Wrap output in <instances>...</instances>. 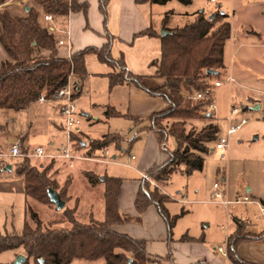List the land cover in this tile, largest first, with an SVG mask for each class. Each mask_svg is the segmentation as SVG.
I'll return each instance as SVG.
<instances>
[{
  "label": "trees",
  "instance_id": "1",
  "mask_svg": "<svg viewBox=\"0 0 264 264\" xmlns=\"http://www.w3.org/2000/svg\"><path fill=\"white\" fill-rule=\"evenodd\" d=\"M7 0H0V5ZM28 10L21 9L22 15H12L8 10L0 11V46L8 56V61L0 62V110L20 112L27 110L36 103L42 94L50 98L56 91L63 88L72 74L80 81L86 76L85 57L94 55L103 64L116 70L108 75L109 88L132 83L153 96L163 98L167 107L160 113L153 114L149 126L142 131H154L157 141L168 158L157 166L150 168L146 175L148 181L142 180L137 191L134 206L138 215L143 214L148 207L155 205L165 221L169 233L175 225L176 218L166 209L170 202L162 189L170 182L172 176L179 172L185 177L200 172L204 167L202 155L215 144L219 127L213 117L203 108L207 101H193L191 94L205 93L210 89L209 82L218 79L224 65V47L231 37V26L226 21L224 13L216 12L212 17L203 12L182 27L163 28L169 34L161 37L153 29L145 30L135 37L146 36L157 38L161 42L160 60L157 65L158 77L163 79V86L157 89L147 88L145 77L135 76L126 71L123 57L113 59L110 53L113 37L106 33V43L101 47L89 46L82 50L72 51L69 57H61L57 50V39L40 18L41 13L54 17H65L69 13L87 15L88 3L81 0H29ZM150 1L152 4L164 3L166 0H136ZM186 1V0H180ZM108 0H99V11L103 17L106 32ZM157 63H152L156 65ZM216 71L209 75L207 71ZM214 86V83H213ZM107 118L124 117L112 108L105 112ZM201 119L208 123L199 130L186 131L188 121ZM172 121L170 125L168 121ZM137 122V121H136ZM5 125H0L3 131ZM174 139L175 147L166 150L167 137ZM80 137L73 135L72 151L83 152L86 158L97 157L98 154L113 146L121 149L122 138L117 134H108L98 140H92L82 146ZM133 138L129 143H134ZM41 159H22L16 161L15 174L22 180L25 198L26 217L19 233L0 232V253L13 251L26 259L23 264H70L73 260L96 261L103 264H150L151 257L147 253L146 242L133 239L127 235L112 230L113 226L123 225L136 220L129 215H122L117 209L118 189L120 179L103 176V219H91L88 223L77 221L76 209L67 208L71 182L66 181L58 187V169L55 160L47 163L35 162ZM64 161V160H61ZM66 162V161H65ZM46 164V165H44ZM0 166V171H4ZM12 169V166H11ZM88 186L97 187L100 177L85 173ZM51 189L58 193L64 202L63 219L56 224H66V227H44L39 216L30 208V202L54 206L47 195ZM264 204V203H262ZM55 207V206H54ZM56 209V208H55ZM237 224V220H235ZM51 224V223H50ZM229 239L228 258L234 264H241L235 256L236 247L248 239L260 240L264 232L249 238L240 234L238 227ZM186 239V237H183ZM171 256L164 258L170 261ZM200 264V263H197Z\"/></svg>",
  "mask_w": 264,
  "mask_h": 264
},
{
  "label": "rangeland",
  "instance_id": "2",
  "mask_svg": "<svg viewBox=\"0 0 264 264\" xmlns=\"http://www.w3.org/2000/svg\"><path fill=\"white\" fill-rule=\"evenodd\" d=\"M7 1L6 5H1L0 11L6 9L12 15L17 16L22 15L23 5H32L29 0H23L24 2L20 5L17 4V0ZM87 3V19L91 24L96 22L97 18L100 19V16L103 18L98 7L99 0L95 9L92 1L87 0ZM200 12L206 16H211L216 12L224 13L226 21L231 26L232 36L224 47L226 70L221 72L218 79L209 82L211 85L209 96L214 101L215 111L208 112L206 106L209 102L203 110L215 115L216 120L213 119V121L218 124L219 137L227 136L230 125H236L242 120L245 121V124L229 138V144L225 150H215V144L210 145L209 151L202 155L204 159L202 171L195 172L189 177L177 172L164 189L170 197L180 195L177 194L179 191L185 195V205L172 202L166 204V209L170 207L176 212L183 209L187 213L186 217L173 230L175 236L183 228H190L191 233L202 231L207 239L223 245L224 236L231 232L235 218L244 220L247 224L245 229L248 231L254 232L264 228V219L258 207V204L264 203V0H214L213 2L211 0H166L161 4L153 3L152 11L155 25H158L160 19L166 18L164 23L166 27H182L192 22V17ZM55 19L66 21V18L62 16ZM229 79L232 81L230 82ZM215 82L222 84V87L214 88L213 83ZM193 95L195 94L190 96ZM190 99L193 100L191 97ZM84 101L86 100L82 99L78 106L75 102L79 112L83 109ZM231 108L237 109V113L231 114ZM96 113L99 115L100 111ZM121 113L126 114L123 111ZM30 118V111L0 110V124L9 125L7 132L0 131V147H4V141H13V138L15 141L23 142V135L16 137L11 132V129L15 130V127L23 132L29 131L27 141L29 147H26L28 149L41 146L55 150L61 142L65 143V138H62L58 127L55 129L49 124L50 120L46 119L40 127L38 125L29 128ZM52 122L58 126V123H63V119L56 115ZM171 123V120L167 122L168 125ZM206 123L208 122L201 119L188 121L185 128L186 131L199 130ZM108 126L111 127V133L122 138V150L125 152L114 153V150L111 149V154H117L121 158L118 156L116 160H111L109 156H106L107 159L111 162H119L120 159H124L134 165L137 159L136 152L139 146H142L140 144L143 141L134 142L131 145L129 142L135 137L138 138L140 130L139 132L135 130L133 123L127 119L115 118L105 125H98L92 129L90 137L99 138V133L107 131ZM80 127L86 132L85 130L89 126L85 119H82ZM53 134H57V138L52 139L53 146H49ZM73 135H76L75 132ZM76 136L78 137V135ZM80 140L85 146L87 145L86 139L81 138ZM130 147L131 151L128 156L127 151ZM165 147L166 150L174 149L175 142L171 136L167 137ZM45 153L47 156H53L56 151L45 150ZM75 154L87 159L82 151ZM131 156L134 157L132 161L130 160ZM49 160L52 159L46 158L35 160V162L47 163ZM74 162H65L59 159L54 162L55 168L57 167L59 170L57 174L58 187L61 188L66 181L71 182L68 191V195L71 197L66 206L69 209H76L77 221L81 223H88L91 219L102 221L103 213L99 199L103 202V181L97 187L91 188L85 178L87 172L80 168L81 166L76 165L75 168H71ZM6 163L11 165L12 169L10 172L0 171V179L11 178V181L17 182L19 178L15 174L14 164L16 161L7 160ZM96 169L99 172H104L108 177H120L126 181L139 179L133 171L123 167L98 165ZM94 175L99 177L98 174ZM215 183L219 185L220 191L227 193L229 201L247 196L251 203L231 205L227 209L220 205L207 204L212 199L213 184ZM248 189L249 192H247ZM30 208L39 216L44 227H66V224L54 223L63 219L61 213L63 209L57 211L54 206L39 204L35 201L30 202ZM26 209L25 198L21 192L15 189L12 192H5L0 189V232L19 233L24 220L27 219L30 222L26 217ZM30 224L32 225L31 222ZM17 256L13 251L2 252L0 253V264H14ZM151 261L152 264L159 263L154 258H151ZM103 263V260H73L70 264ZM29 264H34L32 259Z\"/></svg>",
  "mask_w": 264,
  "mask_h": 264
},
{
  "label": "crops",
  "instance_id": "3",
  "mask_svg": "<svg viewBox=\"0 0 264 264\" xmlns=\"http://www.w3.org/2000/svg\"><path fill=\"white\" fill-rule=\"evenodd\" d=\"M81 1L87 2V0ZM88 1H92V5L95 9L98 0ZM22 2L24 1L17 0L18 5ZM23 7H25V11L28 10V5H23L22 8ZM152 11L153 4L150 1L137 2L136 0H108L106 7V32L103 25V18H101V16L100 19L97 18L96 22L91 24L87 19V15H84L81 12L75 14L69 13L65 16L66 21L56 20V17H53L52 23L43 22V24L46 27L54 29V34L58 39H68L70 41V47L61 46L57 48L61 57H69L72 51L82 50L89 46L101 47L106 43V33H108L113 37L110 50L112 58L118 59L123 57L125 68L128 73L135 76L145 77L144 82L147 88L157 89L163 86L164 83L163 79L158 77L157 74L161 42L157 38L135 36L150 28L155 32L160 33L164 27L167 29L177 27H166L164 25L166 18L160 19L158 25H155ZM195 17L196 15L192 17V21ZM66 32L68 33V37ZM8 60V56L0 46V62ZM84 63L86 76L84 80L81 81L80 93L76 96L75 102L78 106L82 99L86 100L84 101L83 111L81 110V112H79L77 109V113L81 119V123L82 119H85L89 127H87L85 130L86 132H84L81 129L80 124L75 134L78 135V137L86 139L88 142L98 140L105 135L115 133H111V127L108 126L107 131H105L106 133H99V138H91L90 135L92 134V129L98 125H105L112 119L124 118L133 123L135 130L138 132L140 130L138 140L135 142L138 143L143 141L140 144L142 146H139V149L136 152L137 159L134 165L131 163L129 164L127 161H124V159H120L119 162H111L109 160L117 159L119 155L114 153L125 152L122 150V145L119 150L110 146L107 150L98 154L97 157L87 158L86 160H73L75 162L73 163L74 165L71 166L72 169L75 168L76 165L81 166L80 168L85 172L89 174L91 172L98 174L100 178L107 175L104 172L97 171L96 167L98 165L127 168L139 177L138 180L126 181L120 177L110 176L118 178L121 181L117 197L118 212L122 215H129L136 218V220L123 225L113 226L112 230L127 235L133 239L145 241L147 253L151 258H164L168 255L171 256L170 261L162 259L156 264H234L229 259H224L216 249L218 247H226L228 250L229 239L237 233L236 230L238 227L241 230L240 234L248 235L249 238L263 233L264 228L254 232L248 231L245 229L247 226L246 222L235 218L231 232L226 233L223 239V245H220L219 242L207 239L202 231L191 233L190 228H183L178 235L175 236L173 230H175L178 223L187 215L183 209L176 212L170 207L167 208L170 215L176 218L171 234L155 205L148 207L143 214H137L134 201L141 181L143 180V176L146 175L150 168L163 164L168 158V155L162 151L155 132L142 131V129L149 126L148 119L153 114L164 111L167 105L163 98L153 96L145 90L136 87L132 83L117 85L110 89L108 75L115 73L116 70L106 64L100 63L94 55H87ZM152 63L157 64L152 65ZM221 87L222 84L219 87L214 88ZM107 108H112L124 117L107 118L105 116ZM119 110L126 112V114L121 113L122 111ZM25 111H30L31 120L29 122V128L38 125L40 127V125L43 124V122L45 123V120L48 119L51 121L49 124L54 128L58 127L59 132L62 134V138H65L63 133V123H58L57 126L52 122L56 115L61 117L60 104L48 102L43 104L35 103ZM97 111H100L99 115L96 113ZM211 116L216 120L215 115L211 114ZM11 121L13 122L12 119ZM4 125L5 128L3 131L7 132V130H9V125ZM11 132H13L16 137L17 135H23L24 138L22 144L24 147H29L27 142L29 131L23 132L18 130V127H15V130L11 129ZM52 136L51 140L49 139L51 141L49 146H53L52 139H56L57 134H53ZM13 139V141H4V147L14 142L15 138ZM62 144L63 143L61 142L59 147ZM44 149L48 152L57 151V149L53 150L50 147H44ZM111 149L114 150V153L112 154L110 152ZM130 151L131 147L129 151H127L128 156ZM106 156H109V159H107ZM119 157L121 158V156ZM106 160L108 161L107 163H105ZM130 160H134V157L131 156ZM0 189L5 192H12L15 189L23 194L22 180L18 179L17 182H13L11 181V178L0 179ZM162 192L171 199L170 202L178 205L186 204L185 195L180 191L177 192V194L180 195L174 197H170L164 188L162 189ZM247 192H249V189ZM225 194L227 196L226 192ZM99 200L103 213L104 205L101 199ZM194 202L197 203L199 201ZM207 204L217 205L211 202ZM235 220H237V224L235 223ZM183 237H186V239L182 240ZM15 255L17 256V253H15ZM235 256L241 264H264V238L260 240L248 239L241 242L235 249Z\"/></svg>",
  "mask_w": 264,
  "mask_h": 264
},
{
  "label": "built area",
  "instance_id": "4",
  "mask_svg": "<svg viewBox=\"0 0 264 264\" xmlns=\"http://www.w3.org/2000/svg\"><path fill=\"white\" fill-rule=\"evenodd\" d=\"M69 1V0H67ZM212 2L214 0H211ZM8 1H6L3 5H6ZM2 6L0 5V9ZM52 15L49 14H41L40 18L45 23H52L53 22ZM47 29L50 32L54 33V29L47 27ZM66 35L68 37V33L66 32ZM57 39V48L61 46H67L70 47V41ZM231 82L232 79H229ZM221 84L219 82L214 83V87H219ZM80 86L81 81L74 75H70L68 77L66 85L56 91L50 98H46L45 94H42L40 98L37 100V103L43 104L45 102L48 103H56L60 104V114L63 119V133L65 137V143H63L56 151V154L53 156H47L45 153V150L43 147L38 146L35 148H26L23 146V144L20 141H15L10 143L9 145L5 147H0V166L6 167L7 160H22V159H59V160H67V161H73V160H86L85 158H82L78 155H76L72 151V141L71 137L74 132L77 131V128L81 124V119L78 116L77 113V107L75 105V99L76 96L80 93ZM191 97L193 100L196 101H207L209 104L206 106V109L208 112H214L215 111V105L213 99L209 96V90H207L205 93H198ZM231 114L237 113V109L231 108ZM245 124V121L242 120L240 123L236 125H230L227 130V136L226 137H219L217 138V141L215 143V150H225L228 147L229 144V138L235 134L242 125ZM106 154V153H105ZM108 161L106 160L105 163ZM143 180L150 182L153 184L147 175L143 176ZM213 194L211 203L221 205L225 208H228L231 205H239V204H248L251 203L249 198L247 196L238 197L235 199V201H229L227 198L225 192L220 191V187L217 183L213 184ZM258 207L260 209V212L262 214V217L264 218V205L258 204ZM216 251L226 260H228V253L226 247H218Z\"/></svg>",
  "mask_w": 264,
  "mask_h": 264
},
{
  "label": "water",
  "instance_id": "5",
  "mask_svg": "<svg viewBox=\"0 0 264 264\" xmlns=\"http://www.w3.org/2000/svg\"><path fill=\"white\" fill-rule=\"evenodd\" d=\"M211 17L212 16H210V18ZM159 34H160L161 37H164V36L168 35L169 33L167 31L161 30ZM207 74H209V75H212L213 74L214 75V74H216V71H210V70H208L207 71ZM82 146H85V144L82 143ZM4 171L10 172L11 171V165H7L4 168ZM103 180H104V178L101 177L100 178V181H103ZM47 195H48V198H49L50 202L55 206V208H56L57 211H60V210H62L64 208V202L61 200V198H60V196L58 195L57 192H55V191H53L51 189H48L47 190ZM25 259L26 258L24 256L18 255L16 261L14 262V264H23L24 261H25ZM41 263L42 262L40 261V264Z\"/></svg>",
  "mask_w": 264,
  "mask_h": 264
}]
</instances>
